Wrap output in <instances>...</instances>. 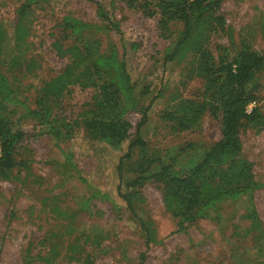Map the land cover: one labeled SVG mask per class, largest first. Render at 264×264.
Listing matches in <instances>:
<instances>
[{
	"label": "trees",
	"instance_id": "obj_1",
	"mask_svg": "<svg viewBox=\"0 0 264 264\" xmlns=\"http://www.w3.org/2000/svg\"><path fill=\"white\" fill-rule=\"evenodd\" d=\"M85 1L95 7L98 20H85L72 11L64 14L52 33L51 47L65 65L37 87L33 83L23 84L22 78L38 66L37 57L29 55L33 46L34 16L38 9L50 5L51 0H25L17 7L12 36L0 20V179L18 180L16 170L32 169L34 151L27 144L28 133L23 126L26 120L35 121L42 132L58 143L69 141L82 129L91 140L115 150H122L127 144L128 150L118 164V192L129 209L134 211L136 201L144 200L140 189L144 192L150 182H156L168 210L178 218L179 230H184L187 223L207 218L210 209L221 202L246 196L249 204L243 216L251 221L249 231L254 230L264 237L263 220L252 203L254 192L264 188V182L257 179L254 162L245 155L242 139V133L247 129L257 133L264 131V110L260 104L264 98L259 93L261 86L257 77L264 68V50L257 49L246 38L238 45L235 43L234 30L220 13L223 0H141L134 5L146 17H158L162 38L176 36L163 57L164 63L184 64L185 81H200L194 96L174 97L179 100V106L162 110L161 119L181 134L207 112L221 118V138L204 148L203 155L192 167L179 168L178 156L164 158L159 150H152L141 131L148 120L150 105L142 98L147 87L138 90L132 76L128 53L130 49L137 51L142 40L127 38L121 20L115 15L114 0L109 3ZM125 2L128 7H133L130 0ZM177 23L182 24L178 31L173 28ZM218 32L225 33L230 44L217 45L215 53L210 43ZM8 40L13 41L14 51L7 53L4 44ZM150 83L156 85L153 80ZM75 86L92 88L94 94L84 103L77 117L71 118L62 115L57 108ZM161 92L160 88L158 96ZM252 101L258 104L253 112L247 113L246 107ZM133 113L140 115L135 124L130 118ZM185 146L198 147L194 141ZM64 165L68 172L77 168L71 150L66 152ZM99 194L98 190L89 198H81L76 203V212L65 210L63 213L70 216L92 212L91 200ZM140 222L147 241L156 242L153 222ZM72 224L70 218L67 228ZM56 234L50 231L41 241L49 247L45 254L41 253L42 249L37 254L32 253L35 244L30 241L25 254L30 258L28 264L56 262L61 244L46 242ZM253 235L256 238V234ZM77 245L68 243V260L76 258L74 249ZM142 256L136 264H145L146 255L143 253Z\"/></svg>",
	"mask_w": 264,
	"mask_h": 264
},
{
	"label": "rangeland",
	"instance_id": "obj_2",
	"mask_svg": "<svg viewBox=\"0 0 264 264\" xmlns=\"http://www.w3.org/2000/svg\"><path fill=\"white\" fill-rule=\"evenodd\" d=\"M24 1L0 0V20L10 36L14 32L16 9ZM114 1L115 15L121 20L127 38L142 40L137 51L129 50L128 60L138 90L147 87L142 98L150 105V110L148 120L141 127L143 137L150 148L159 150L164 158L178 156L179 168L192 167L203 155L204 148L221 138V118L207 112L181 134L161 119L162 110L179 106V100L174 97L194 96L200 81H185L184 64L164 63L163 57L176 36H160L158 17H146L134 8L141 0H130L133 7H128L125 0ZM106 5L110 9V5ZM69 11L85 20H98L95 7L85 0H51L50 5L38 9L33 22V46L29 50V55L37 57L38 66L22 78L23 84L40 86L65 65V61L55 56L51 42L57 22ZM220 13L234 30L237 45L246 38L257 49L264 50V0H223ZM181 27L182 24L177 23L173 28L178 31ZM219 44H230L225 33L212 36L210 46L215 53ZM4 47L7 53L14 51L13 41H6ZM257 77L261 86L259 93L264 98V68ZM152 80L156 85H151ZM160 88L162 92L158 96ZM93 94L92 88L75 86L57 111L64 116L77 117ZM260 104L264 110V100ZM130 118L136 123L140 115L133 113ZM23 126L28 133L27 144L34 151V162L31 170H16L18 180L0 179V264H28L30 258L25 254L30 241L35 244L32 253L37 254L42 249L41 253L45 254L49 247L41 241L50 231L58 234L46 242L61 244L54 264H136L143 253L145 264H264V237L254 230L249 231L251 221L243 216L249 204L246 196L221 202L210 209L207 218L179 230L178 218L168 210L156 182H150L144 192L140 189L144 200L136 201L134 211L119 194L118 164L128 150L127 144L122 150H115L91 140L82 129L69 141L58 143L42 132L35 121L26 120ZM242 139L245 155L254 162L257 179L264 182V131L257 133L247 129ZM191 141L197 144L196 149L185 146ZM69 150L77 166L71 172L64 165ZM98 190L100 194L91 200L92 212L70 216L63 213L65 210L76 212L78 201ZM252 203L264 223V188L254 192ZM56 204L59 208H55ZM70 218L73 224L67 228ZM140 220L153 222L156 242L147 241ZM70 242L78 243L74 249L76 258L71 261L66 249ZM32 263L44 264L43 261Z\"/></svg>",
	"mask_w": 264,
	"mask_h": 264
},
{
	"label": "built area",
	"instance_id": "obj_3",
	"mask_svg": "<svg viewBox=\"0 0 264 264\" xmlns=\"http://www.w3.org/2000/svg\"><path fill=\"white\" fill-rule=\"evenodd\" d=\"M257 102L256 101H252V102H250L248 105H247V107H246V112L247 113H251V112H253V110L256 108V106H257ZM133 122V121H132ZM135 124V123H134ZM202 219H204V218H201V219H199V220H202ZM198 220V221H199ZM197 221V222H198ZM196 222V223H197ZM193 224H195V223H193ZM187 225V227H189L190 225H192L191 223H187L186 224Z\"/></svg>",
	"mask_w": 264,
	"mask_h": 264
}]
</instances>
